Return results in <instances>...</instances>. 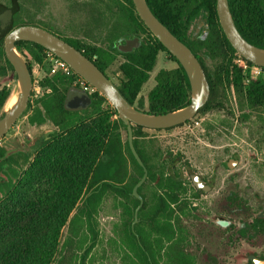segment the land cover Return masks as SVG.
I'll return each mask as SVG.
<instances>
[{"label":"trees","instance_id":"16d2710c","mask_svg":"<svg viewBox=\"0 0 264 264\" xmlns=\"http://www.w3.org/2000/svg\"><path fill=\"white\" fill-rule=\"evenodd\" d=\"M111 1L114 8L120 5L125 10V16L130 19L129 26L124 20L121 30L113 33L105 47L68 43L105 75L118 62L120 76L116 87L132 107L160 115L187 106L190 101L189 83L177 60L143 24L132 0ZM145 1L154 16L190 49L204 71L209 98L197 113L223 108L227 92L242 107L249 110L264 108V81L254 79L248 85L244 83L242 65L247 61L236 53L223 34L216 13V0ZM263 4L264 0H228L232 19L241 36L262 50ZM199 24L202 27L196 33ZM127 29L137 36L148 33L149 41L131 53H120L115 42ZM3 42L0 40V77L5 76L8 70L14 73L5 58ZM15 47L30 72L31 62L41 63L46 52L41 46L29 42H17ZM159 53H165L176 66L157 72L155 84L147 94V110L144 111L142 99L138 102L140 107L134 105L156 66ZM76 77L61 73L45 76L40 82L44 94L33 104L29 100L22 114H29L27 120L32 127L50 124L54 130L46 141L38 145L40 149L31 163L22 172L20 169L18 173L9 170L8 183L0 185V264H94L99 248L102 258L106 259L109 242L100 239L95 216L102 197L107 193H116L131 201V206L125 208L121 216L118 236L113 241L121 252L122 264H157L154 248L150 249L144 240L150 238L153 242L155 238L152 234L155 232V219H149L147 212L145 214L146 207L139 211L140 222L136 227L141 231V220H152L151 231L146 233V238L136 231L138 241L130 229L138 204L131 192L143 172L130 152L126 126L98 92L84 94L88 102L84 108H72L69 102L74 96ZM9 95L8 88L0 89V112ZM246 118L247 115L244 116ZM132 129L135 139L143 127L133 126ZM134 146L142 160L135 141ZM6 152L0 148V173H3L2 164L19 161L15 155L3 159ZM23 157L22 164H26L29 156ZM129 163L135 172L130 179ZM127 179L129 182L123 184ZM64 228L66 234L60 243ZM125 247L135 259L129 257ZM167 258L168 264H188L182 250L177 257L174 250H168Z\"/></svg>","mask_w":264,"mask_h":264},{"label":"flooded vegetation","instance_id":"af4514ba","mask_svg":"<svg viewBox=\"0 0 264 264\" xmlns=\"http://www.w3.org/2000/svg\"><path fill=\"white\" fill-rule=\"evenodd\" d=\"M14 1L15 3H12V0H10L9 5L5 6L4 10H2L1 12L6 13V17H8L15 23V16L19 8L17 0ZM90 5L92 7L95 6L93 2H91ZM113 9H118L119 11L124 10L120 7V5L118 6V8L113 7ZM78 15V8L74 5H71L67 14L68 18H70L68 19V22L67 20L56 22L54 20L44 19L38 15L35 18L33 16L34 19L30 22L35 23L31 26L41 28L59 37L67 43L69 41L78 43L77 40L66 38L60 35L58 32L62 29L71 31L74 28V30L79 31L76 21L74 22L75 26L69 24L70 21H74L73 18ZM123 17L129 26L130 19L125 16V10L123 12ZM4 22H6V20ZM4 24H2L0 21V27ZM200 26L202 27V24H199L198 27ZM14 28L17 27L11 26V29ZM6 35L7 34L3 36L2 40H4ZM134 40H138L139 43L136 47H132V45H134V42L132 41ZM147 41H149L148 33H143L137 36L136 33L130 32V30L127 29V31L124 32L123 36L116 40L115 48L120 53H131L141 45H145ZM106 76L111 80L108 74ZM119 76L120 74L118 73V78ZM114 85L116 86L115 83ZM83 95L84 94L80 91V89L74 88V96L70 99L69 105L72 108H84L88 104V102L85 105H76L74 103V99H80ZM139 97L140 94L137 98L138 101L140 100ZM236 109L238 112H242L243 107L240 105L239 101L236 102ZM253 111L264 114L263 107H258L250 110V112ZM206 112L196 113L190 120L175 127L158 130L143 128L140 130L139 136H136L135 139L133 138V140L135 141V145L141 153L143 160L141 161L147 171V176L145 181L137 189V193L141 198L142 205L137 212L136 221L134 219V214L135 210L140 204V201L131 192V195L135 200L138 201V204L134 209L130 229L135 235L136 239L139 241L137 234L139 230L137 231L136 229L140 222L138 214L143 207H146L145 214L147 212V216L149 217V219L150 217H154L155 219V232L152 233L155 238L153 242L150 238L144 240L146 244L150 245V249L154 248L155 261L157 262V264H168L167 253L170 249L174 250L175 257H177L179 251L182 250L188 261V264H227V248L231 250L232 257L230 258V260L232 261V264H253L251 260L252 258H255L258 261H264V251L257 250L259 246H264V206L260 211L255 213V210H257L258 203L260 201V197H258L257 195L249 194L248 191L250 190V187H242L250 186V183L247 182V180L249 179L241 177V173L238 168L240 159L234 152L224 160L219 159L217 161L208 163L203 173H196L192 171L186 163H183L182 155L178 152H167L166 155H161L159 152L157 154L155 153L151 158V160L154 159V161L152 163H149L148 159L144 156L137 144L139 137L143 136V130L155 132L171 131L178 127H189L190 122H193L195 127H199L205 119L204 117L198 116L200 114H205ZM228 114L229 116H232V118L235 116L234 111L230 108L228 109ZM244 116L246 115H242V117H240L241 120L244 118ZM248 118L249 116L247 115L246 119ZM193 119H196L198 123L195 124ZM113 120H115V117H113ZM263 127L264 125L261 126V129H263ZM206 129V133H213L216 138H220L221 134L224 133L222 125L218 124L214 127L209 126ZM262 132L264 135V131ZM48 136L42 137L39 142L33 144L31 150H29L27 147H24L21 143L17 147H13L11 149L0 147L5 149L7 151L6 153L15 151V153L8 155L5 159L13 155L19 157V161L17 162L11 160L10 163L8 162L2 164L1 169L3 173H0V185L8 183L7 172L9 170L18 173L19 169L22 172L24 170H22V168L24 166L25 168L28 166L30 158L34 154L36 155V153L40 149H38V145L46 141L48 139ZM23 156H29L27 158L26 164H22L24 158ZM128 170V178L130 179L132 175H135L131 163H129ZM251 170L253 174L264 175V163L261 165V167H254ZM228 172L232 174L236 172V175L229 176L227 174ZM184 173L186 174V179H184L183 177ZM129 179H127L123 184L129 182ZM140 179L138 180V182L140 181ZM259 179L260 178H258V180ZM135 185L133 186V188L135 187ZM108 195L113 196L115 201L114 209L118 214L116 220L112 223L109 234L107 236L103 235L101 237L97 217L102 211L103 203ZM130 202L131 201H126L116 193H107L101 199V204L98 207L95 218L100 239L104 238V240H106V243L107 241L109 242V245L107 243V257L104 260L110 259L112 257V254H114L118 259V264H122L120 257L121 252L118 248H115L113 241L117 239L121 216L124 213L125 208L131 206ZM259 206L262 205L260 204ZM141 221L142 230L139 232H141V234L146 238V233L148 231H151L150 225L152 220L148 221L147 219H142ZM96 249H98V247ZM124 250L127 251L129 257L135 259L134 255L128 248L125 247ZM98 253H95V261L96 255ZM199 258L202 259L201 263H197V259ZM101 259H103L102 255Z\"/></svg>","mask_w":264,"mask_h":264},{"label":"rangeland","instance_id":"374dc122","mask_svg":"<svg viewBox=\"0 0 264 264\" xmlns=\"http://www.w3.org/2000/svg\"><path fill=\"white\" fill-rule=\"evenodd\" d=\"M9 2L10 0H0V21L2 24L7 23L0 27V40L5 34L13 30L11 26L35 24L30 21L37 15L56 22L65 20L68 22L70 18H68L67 14L71 5L78 8L79 15L74 17V21L71 20L69 24L75 26L74 22L76 21L79 31L74 30V28L71 31L62 29L58 32L66 38L77 40L80 44L107 46L109 40L113 37V33L121 30L122 22L124 21L123 12L118 9L114 10V4L111 0H17L19 9L15 16L16 22L14 23L6 17V13L1 12L5 6L9 5ZM91 2L95 5L94 7L90 5ZM5 20L6 22H4ZM200 28L201 26L197 28L198 32ZM33 63L31 62V68ZM175 66V63L165 53L158 54L156 66L140 93L139 98L140 100L142 99V110H147L146 95L154 86L156 72L160 69H171ZM107 74L110 76L111 81L117 84L118 62L107 70ZM35 75L40 77L39 79L44 76L41 71ZM17 85L16 75L10 70L7 71L5 76L0 77V89L6 87L10 91L9 98L0 112V116L13 105L14 102L11 105H9V102ZM40 97L41 94L36 96L31 90L29 100L32 104L34 100ZM236 102V98L227 92L225 107L200 114L198 117H204L205 120L199 127H195L193 122H190L189 127H178L171 131L155 132L143 130V136L139 137L137 144L149 163L154 161L151 158L155 153L159 152L161 155H166L167 152H178L182 155L183 163H186L196 173H203L208 163L219 159L224 160L234 152L240 159L238 168L241 177L249 179L247 182L250 183V186L242 187H250L248 193L260 197L257 210H255V213H257L264 206V175L253 174L251 169L254 167L259 168L264 163V135L262 132L264 127L261 129V126L264 125V114L257 111L250 112L245 107L240 113L236 109ZM135 106L138 107L139 105L135 103ZM229 108L234 111L235 116L233 115V118L228 114ZM28 115H21L17 119L11 129L0 140V147L11 149L21 143L24 147L31 150L33 144L39 142L42 137L48 136L54 130L50 124L33 128L28 123ZM242 115H248L249 118L241 120L240 117ZM193 121L196 122L197 120L193 119ZM217 124L222 125V129H224V133L221 134L220 138H216L213 133L205 132L207 127H214ZM122 138L123 140L126 139L123 131ZM34 155L30 158L29 163L34 158ZM23 169H25V166ZM227 174L229 176L236 175V172L233 174L228 172ZM183 177L186 179L185 173ZM257 177L260 179L258 180ZM260 204L262 206H259ZM102 207V211L97 217L101 237L109 234L112 223L116 220L118 214L114 209L115 201L112 195H108ZM65 234L66 228L61 232L60 243L63 241ZM100 250L99 248L97 251L99 253L96 255L94 264H118V259L114 254L108 260L101 259ZM257 250L264 251V246H259ZM226 251L227 264H232L230 260L232 257L231 250L227 248ZM201 260L200 258L197 259V263H201Z\"/></svg>","mask_w":264,"mask_h":264},{"label":"water","instance_id":"95a60500","mask_svg":"<svg viewBox=\"0 0 264 264\" xmlns=\"http://www.w3.org/2000/svg\"><path fill=\"white\" fill-rule=\"evenodd\" d=\"M132 3L143 24L177 60L184 70L190 89L189 104L179 110L160 115H152L140 111L132 107L124 99L114 83L79 50L41 28L24 25L14 28L9 32L5 36L3 42L5 58L12 66L14 74L16 75L19 92L15 103L0 117V140L24 112L32 89V78L27 63L16 51L15 44L17 42L34 43L61 59L76 75L91 85L114 108L118 118L126 126L129 149L138 165L143 169V176L132 191L133 195L140 201L134 214V219L136 221L137 212L142 205L137 189L145 181L147 171L134 148L132 127L140 126L146 129L158 130L183 124L190 120L197 111L205 105L209 98V86L198 59L187 46L171 34V32L154 16L146 1L132 0ZM216 13L223 34L236 53L247 62L264 68V50L251 45L241 36L232 19L228 0H216ZM197 32L198 29L196 30V33ZM132 42H134L132 47H136L139 44L138 40ZM74 100L76 105H84L86 103L84 95L82 98ZM12 153H15V151L6 153L3 159ZM251 260L253 264H264V261H258L255 258Z\"/></svg>","mask_w":264,"mask_h":264},{"label":"built area","instance_id":"2783aa9c","mask_svg":"<svg viewBox=\"0 0 264 264\" xmlns=\"http://www.w3.org/2000/svg\"><path fill=\"white\" fill-rule=\"evenodd\" d=\"M242 70L244 73V83L248 85L251 80L260 79L264 81V68L258 67L255 65H250L248 62H245L242 65ZM44 74L43 78L47 75H54L57 73L64 74L65 76L76 75L69 66L63 62L61 59L57 58L51 52L46 51L44 53L43 61L41 63L34 62L31 68V78H32V93H35L36 96L45 92L41 86L40 82L43 79H39L40 77H36V73L39 72ZM39 76V75H38ZM76 79L74 81L73 87L80 89L83 94H93L97 92L91 85H89L85 80L76 75ZM48 92V90H47ZM198 122L196 121L195 124Z\"/></svg>","mask_w":264,"mask_h":264},{"label":"bare ground","instance_id":"6f19581e","mask_svg":"<svg viewBox=\"0 0 264 264\" xmlns=\"http://www.w3.org/2000/svg\"><path fill=\"white\" fill-rule=\"evenodd\" d=\"M18 92H19V87H18V85H17V88H16V90H15L13 96H12V97L10 96L11 98H10L9 105H11L13 102L15 103ZM14 100H15V101H14ZM14 103H13V104H14ZM9 107H10V106H9Z\"/></svg>","mask_w":264,"mask_h":264}]
</instances>
